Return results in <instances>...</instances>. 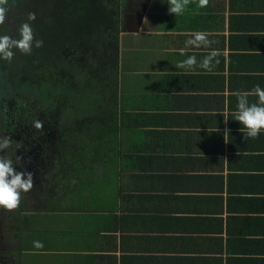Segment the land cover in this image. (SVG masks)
Returning a JSON list of instances; mask_svg holds the SVG:
<instances>
[{
  "label": "crops",
  "instance_id": "1",
  "mask_svg": "<svg viewBox=\"0 0 264 264\" xmlns=\"http://www.w3.org/2000/svg\"><path fill=\"white\" fill-rule=\"evenodd\" d=\"M117 2L104 141L62 164L38 206L0 216V264H264V132L244 140L233 119L234 93L264 88V0L180 16L166 0ZM192 32L210 48L182 56ZM212 49L211 72L175 67Z\"/></svg>",
  "mask_w": 264,
  "mask_h": 264
},
{
  "label": "rangeland",
  "instance_id": "2",
  "mask_svg": "<svg viewBox=\"0 0 264 264\" xmlns=\"http://www.w3.org/2000/svg\"><path fill=\"white\" fill-rule=\"evenodd\" d=\"M116 2L117 0H8L9 11L5 23L0 25V36L8 35L19 39L20 25L27 22L28 13H35L36 19L30 22L34 40L43 41V46H33L28 55L13 49L14 56L10 62L0 59V124L4 112L2 108L10 103V98L18 97L19 103L36 100V89L43 81H52L55 75L53 73L57 74L61 68L68 69L70 65V72L82 86L95 65L105 64L106 60L113 61L112 48L115 43H112L113 38L107 28L111 25L116 28ZM72 46L82 56V61L72 60L71 64H66L64 52ZM13 90L21 94L13 93ZM6 93L9 98L2 97ZM45 112L47 111L44 110L43 113ZM60 118L63 121L64 117ZM35 120L39 119L33 118ZM65 121L62 126L66 124ZM2 135L0 130V137ZM10 147H13V142ZM0 157L8 159L7 150L0 151ZM54 161L59 163L60 159L55 158ZM74 174L76 172L67 170L64 175L68 180L65 179L72 181ZM5 213L6 210L0 209V216Z\"/></svg>",
  "mask_w": 264,
  "mask_h": 264
},
{
  "label": "trees",
  "instance_id": "3",
  "mask_svg": "<svg viewBox=\"0 0 264 264\" xmlns=\"http://www.w3.org/2000/svg\"><path fill=\"white\" fill-rule=\"evenodd\" d=\"M64 53L66 64H71L72 60L74 62L82 61V56L73 46ZM106 61L105 64L95 65L93 71L88 73L87 80L82 82V86L70 72L72 71L70 65L68 69L61 68L57 74L54 72L52 81L45 80L36 89L38 95L36 100L27 101L14 111L3 112V123L0 124V130H10L26 117L31 120L38 118L54 132L52 143L55 146L52 148L59 151V159L63 164H75L74 159L86 158L88 153L93 155L96 150L95 146L101 145L104 141L106 112H109V109L113 110L115 99L112 96L102 97L106 90L104 84L107 81L103 75L105 71L113 72L112 67L115 63L111 60L110 62ZM17 90H13V93L21 94ZM12 95L14 94H10V96ZM8 96L9 94L6 93L2 97ZM16 99L19 98L16 97ZM44 110L47 111L45 114ZM38 111L39 116L37 117ZM28 112H31V115ZM60 117H64L63 121L66 120L64 126H62L63 121Z\"/></svg>",
  "mask_w": 264,
  "mask_h": 264
},
{
  "label": "clouds",
  "instance_id": "4",
  "mask_svg": "<svg viewBox=\"0 0 264 264\" xmlns=\"http://www.w3.org/2000/svg\"><path fill=\"white\" fill-rule=\"evenodd\" d=\"M168 13L180 16L185 13L190 4H195L197 9H204L208 6L209 0H166ZM8 0H0V25L5 23L9 11ZM36 19L35 13H28L27 22L20 25L18 29L19 39H13L8 35L0 36V59L11 61L13 49L22 54H31L33 46L40 48L43 41L34 40L31 21ZM162 33H157L161 35ZM190 38L185 41V48L179 49L180 55H185L188 46L193 48H210L212 43L207 32H192ZM221 55L219 50L212 49L203 59L197 62L195 55H189L186 59L179 61L175 67L185 71H192L198 66L200 69L211 72L215 64L219 63L218 57ZM237 97V110L233 113V119L238 121L244 134V140L256 139L261 132H264V88L255 86L247 92L234 93ZM256 97V101L249 102V97ZM42 120L33 121L32 127L37 131L43 129ZM11 139L8 136L0 137V151H4L11 146ZM20 160V157H17ZM34 187L33 174L27 171H16L11 159L0 157V209L13 211L20 205L21 194L27 193ZM33 247L42 249L43 242L34 241Z\"/></svg>",
  "mask_w": 264,
  "mask_h": 264
},
{
  "label": "flooded vegetation",
  "instance_id": "5",
  "mask_svg": "<svg viewBox=\"0 0 264 264\" xmlns=\"http://www.w3.org/2000/svg\"><path fill=\"white\" fill-rule=\"evenodd\" d=\"M9 101L10 103L5 104L2 108L4 112H7V110L14 111L18 106L24 104L19 103L16 97L10 98ZM28 113L31 115V112ZM32 124L33 119H27L26 117L23 118L21 123H16L12 129L1 131L2 136H8L13 142V147L6 150L8 159L12 160L15 170L27 171L33 174V189L21 194L20 205L17 209L8 211L14 216L19 211L38 206L40 198L54 191L55 185L58 183L59 171L63 166L61 159L59 163L54 161L55 158H59V151L52 148L55 146L52 143L54 132L46 124H44L42 130L37 131L32 127ZM17 157L21 159L18 160Z\"/></svg>",
  "mask_w": 264,
  "mask_h": 264
}]
</instances>
